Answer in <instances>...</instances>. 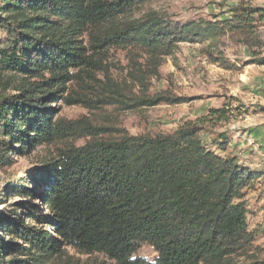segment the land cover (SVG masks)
I'll return each mask as SVG.
<instances>
[{
  "label": "trees",
  "instance_id": "1",
  "mask_svg": "<svg viewBox=\"0 0 264 264\" xmlns=\"http://www.w3.org/2000/svg\"><path fill=\"white\" fill-rule=\"evenodd\" d=\"M154 1L0 0V86L5 76L20 80L13 95L0 96V171L14 157L62 144L57 158L0 195L4 202L13 193L21 211L0 215V264H58L68 249L107 264H264L243 202L261 173L240 164L228 134L206 143L201 120L171 134L130 136L56 120L49 107L70 83L96 89L83 79L95 82L109 51L129 56V78L142 97L128 108L181 102L147 96L150 79L180 44H199L211 64L240 71L212 46L227 35L253 33L257 9L235 8L233 20L221 25L181 24L155 13L135 18ZM253 61L264 66V58ZM226 113L210 109L207 122ZM75 135L90 141L68 145ZM143 244L156 253L152 261L136 256Z\"/></svg>",
  "mask_w": 264,
  "mask_h": 264
},
{
  "label": "rangeland",
  "instance_id": "2",
  "mask_svg": "<svg viewBox=\"0 0 264 264\" xmlns=\"http://www.w3.org/2000/svg\"><path fill=\"white\" fill-rule=\"evenodd\" d=\"M238 7L257 9L252 15L255 20L253 33L227 35L213 44L212 52L240 66L239 72L225 71L211 64L199 44H180L172 57L164 59L159 76L150 79L147 96L166 94L181 102L128 108L142 95L129 78L132 70L129 56L121 51H109L103 61V70L93 73L95 82L83 79L96 89L70 83L63 99L50 102L49 107L55 111L56 120L75 122L78 127L123 130L130 136L171 134L186 122L201 120L205 121L203 124L207 129L203 134L206 143L210 136L228 134L236 142L233 154L240 164L261 173L258 182L245 191L243 202L248 212V230L258 250L257 260L264 262V66L253 61L264 58V0H159L142 6L135 18L155 13L167 21L181 24L210 22L221 25L224 20H233L234 9ZM4 80L7 85L0 86V96L13 95L20 80L10 76H5ZM210 109H223L227 113L223 119L209 123ZM77 136L70 138L68 145L77 148L90 141ZM61 146H42L29 156L14 157L13 165L0 171V195L10 182L34 172L47 160L57 158ZM6 196L7 199L0 202V215L6 217L15 212L19 216L20 199L13 198L11 192ZM136 256L152 261L156 253L152 247L143 244ZM106 262L102 256L80 255L68 249L67 257L58 264Z\"/></svg>",
  "mask_w": 264,
  "mask_h": 264
}]
</instances>
